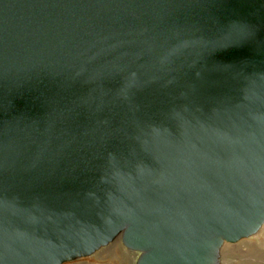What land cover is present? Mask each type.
<instances>
[{"label": "water", "instance_id": "1", "mask_svg": "<svg viewBox=\"0 0 264 264\" xmlns=\"http://www.w3.org/2000/svg\"><path fill=\"white\" fill-rule=\"evenodd\" d=\"M263 229L264 0H0V264Z\"/></svg>", "mask_w": 264, "mask_h": 264}, {"label": "rangeland", "instance_id": "2", "mask_svg": "<svg viewBox=\"0 0 264 264\" xmlns=\"http://www.w3.org/2000/svg\"><path fill=\"white\" fill-rule=\"evenodd\" d=\"M132 261V256L126 254L117 242L93 256L65 264H132ZM227 264H264V229L253 238L230 245Z\"/></svg>", "mask_w": 264, "mask_h": 264}]
</instances>
